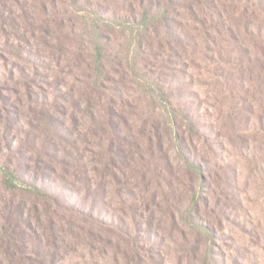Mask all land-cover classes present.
<instances>
[{
	"label": "rangeland",
	"instance_id": "374dc122",
	"mask_svg": "<svg viewBox=\"0 0 264 264\" xmlns=\"http://www.w3.org/2000/svg\"><path fill=\"white\" fill-rule=\"evenodd\" d=\"M208 1L221 18L208 33L178 9L184 44L159 26L135 53L128 31L101 23L99 86L93 13L123 16L133 3L139 16L138 0H0V162L41 171L36 150L58 143L64 159L44 153L57 175L82 194L88 184L104 190L105 219L118 220L108 228L10 190L0 171V264H264V0ZM148 82L178 110L197 172L174 152ZM111 117L125 132L128 161L105 169ZM194 196L189 222L182 213Z\"/></svg>",
	"mask_w": 264,
	"mask_h": 264
},
{
	"label": "trees",
	"instance_id": "16d2710c",
	"mask_svg": "<svg viewBox=\"0 0 264 264\" xmlns=\"http://www.w3.org/2000/svg\"><path fill=\"white\" fill-rule=\"evenodd\" d=\"M86 3H89L90 0H85ZM140 3L141 13L137 14L138 8L132 3L130 4V12L126 15H119L112 11L110 8L101 9L98 8L95 11L91 18V26L93 31V71L96 77L95 83L99 86L102 85V77L104 73V54H103V34L101 32V23H105L108 25L118 26L126 31H128L131 35V47L135 53H138L141 50L144 41L146 39V35L151 32H156L161 26L166 29V35L168 39L173 41L174 43H185L187 39L185 37V28L187 25L183 23L181 16L178 12L184 8L188 10L190 16L198 21L205 30V33H208L207 26H218L220 21V14L217 12L218 7L215 6L214 1L209 2L208 0H138ZM108 15V16H107ZM183 16V15H182ZM184 17V16H183ZM108 18V19H107ZM183 25V27H181ZM211 28V27H210ZM137 74L138 72L135 71ZM148 87L151 89L153 93V97L155 99H159L162 103L163 113L165 114L167 121V132L170 136L171 145L173 147L174 152L177 153L178 157L186 162L188 165V169L197 172L198 169L201 168L200 163L197 161V158H193L190 156V152L188 150L186 136L180 133L178 130V110L175 108L174 104L169 99L166 91L163 89H158L157 86L148 82ZM47 117V116H46ZM114 117L110 118L108 125L111 127V131H114V134L109 135L110 144L109 147H106L105 150L109 153V159L105 162V169L112 168V166H119L121 163H126L128 161V154L125 150L126 138L125 132L121 130L119 126V122L113 120ZM48 120V119H47ZM49 121V120H48ZM47 125H54L53 122H49ZM189 134L192 136L197 133V128L192 124V121L189 122ZM58 126H55V132L59 135L63 136L64 132H58ZM110 131V132H111ZM65 141L70 142L69 134L66 133L63 136ZM35 135H29V142L35 144ZM108 141V140H107ZM109 142V141H108ZM161 144V142H158ZM76 144L73 142V145ZM48 143L41 142L40 150H36L35 156L37 157V161L42 159V166L39 168L41 171L37 169H32L26 164H22V172H18L17 168H12L8 166L7 163L0 162V171L2 172L3 180L5 186L10 190H23L37 199H41L47 202L53 201L58 204L60 207H65L67 210L76 212L78 214H82L86 218H91L95 222H99L103 225H106L108 228H114L116 226V218H110V220L105 219L104 212L106 213L105 207H108L106 203V195L104 194V190L99 187H92L89 184L86 187V194H82L76 187L75 183L66 181L55 172L54 167H52L51 160H47L46 157L52 158V156H59L61 159L66 157V153L59 151L58 143H53L52 147H48ZM99 146L101 144H98ZM102 147V146H101ZM44 153L47 155L44 157ZM61 153V154H60ZM28 156H25V158ZM26 161H29L26 158ZM81 160H77L75 158V162L73 167H83L85 169L86 166H83L80 163ZM15 165V162L14 164ZM102 165V161H101ZM17 167V166H16ZM86 170V169H85ZM49 172L53 173L50 174ZM62 181V182H60ZM66 191H71V194L76 193V198L69 202ZM73 192V193H72ZM197 196H194V199L190 201L187 210L182 213L183 219L186 221H192L194 218L193 212L197 209ZM68 205V206H66ZM135 207L137 205H134ZM103 211H102V208ZM98 209V210H97ZM138 209H135V217H141L143 212L138 215ZM137 212V213H136ZM190 219V220H189ZM192 219V220H191ZM151 225V224H149ZM118 227V226H117ZM127 232L128 229L124 228ZM202 230H207L205 226H202ZM10 235V234H9ZM24 237L23 233L22 236ZM39 244L41 245V238H38ZM47 254H45L44 258L46 259ZM55 258V255H53ZM205 258L207 255L205 254ZM206 263L208 261L205 259Z\"/></svg>",
	"mask_w": 264,
	"mask_h": 264
}]
</instances>
